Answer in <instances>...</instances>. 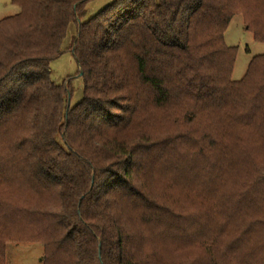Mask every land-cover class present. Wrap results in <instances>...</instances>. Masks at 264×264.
Here are the masks:
<instances>
[{
	"label": "trees",
	"instance_id": "obj_1",
	"mask_svg": "<svg viewBox=\"0 0 264 264\" xmlns=\"http://www.w3.org/2000/svg\"><path fill=\"white\" fill-rule=\"evenodd\" d=\"M90 1L0 20V264L8 242L42 264H264V55L233 82L224 42L242 14L264 43V0H114L82 22ZM71 24L69 108L50 64Z\"/></svg>",
	"mask_w": 264,
	"mask_h": 264
},
{
	"label": "rangeland",
	"instance_id": "obj_2",
	"mask_svg": "<svg viewBox=\"0 0 264 264\" xmlns=\"http://www.w3.org/2000/svg\"><path fill=\"white\" fill-rule=\"evenodd\" d=\"M113 1L114 0H92L88 2L85 7L86 14L82 22L95 16ZM18 12V8L12 5L10 0H0V20L13 16ZM75 33L76 25L71 24L62 44V54L50 64L51 80L57 85H63L70 89L68 95L69 108L78 104L83 97V84L79 76V68L70 50L71 41ZM224 42L226 46L235 47L237 49L231 80L233 82H238L244 76L250 60L253 57L264 55V43L255 42L252 34L246 31V23L242 14L235 15L231 20L224 35ZM258 154L261 156L260 153ZM192 199L197 200L198 196H192L189 201ZM188 209L185 210L181 216L186 217L188 215ZM185 219H188V217ZM184 222L185 225L182 224L185 227L188 220ZM175 246L176 244L170 245V249H173ZM43 253V247L39 243L8 242L4 246V264H42ZM166 253H168V251L163 249L164 257L159 259L160 261L158 262L160 264L171 263L170 259L166 258Z\"/></svg>",
	"mask_w": 264,
	"mask_h": 264
}]
</instances>
